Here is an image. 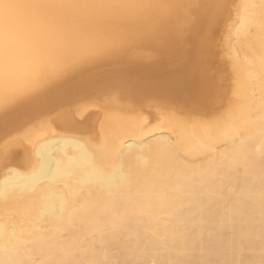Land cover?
Listing matches in <instances>:
<instances>
[{
    "label": "bare ground",
    "instance_id": "bare-ground-1",
    "mask_svg": "<svg viewBox=\"0 0 264 264\" xmlns=\"http://www.w3.org/2000/svg\"><path fill=\"white\" fill-rule=\"evenodd\" d=\"M0 264H264V0H0Z\"/></svg>",
    "mask_w": 264,
    "mask_h": 264
},
{
    "label": "rangeland",
    "instance_id": "rangeland-1",
    "mask_svg": "<svg viewBox=\"0 0 264 264\" xmlns=\"http://www.w3.org/2000/svg\"><path fill=\"white\" fill-rule=\"evenodd\" d=\"M232 8H234L233 5H232ZM224 31H225V30L221 31L219 34H217V35H219V36H216V37H215L217 40L220 39V41L218 40L219 42H221V39H223V37H224V36H223V35H224ZM222 33H223V34H222ZM220 35H221V36H220ZM216 39H215V42H216ZM218 41L216 42V44L219 46ZM218 48H220V47H218ZM94 104H95V105H94ZM95 106H96V107H95ZM97 106H98V107H97ZM86 108H87L86 111H89V112H91V111H94V112H95V111H98V110H99V111H102V108H101L100 105H98L97 103L89 104V105L86 106ZM98 108H99V109H98ZM155 110H156V109L154 108V109L151 110V111H155ZM147 116H148V115H147ZM148 117L151 118L150 115H149ZM54 126H55V125H54ZM21 137H22V139H24L23 136H20L19 138H21ZM19 138H17V139L19 140ZM20 140H21V139H20ZM20 140H19V141H20ZM22 141H23V142H22ZM22 141H20L21 143L19 144V145L24 144V145H21V148H19V146H18L19 149H18L17 147H15V148L17 149V150L15 149V150L18 151V153L15 152V157H16V158H15V160H14V158H13L14 163H18L19 160H18L17 156L19 157V155H20L19 153H21V151H22V147H23V146H24V147H27V145L25 144L24 140H22ZM25 145H26V146H25ZM24 147H23V148H24ZM24 150H25V149H24ZM24 150H23V151H24ZM19 151H20V152H19ZM23 151H22V152H23ZM16 153H17V154H16ZM16 160H17V162H15ZM14 163H12V164H14ZM12 166H13V165H12ZM14 167H18V164H14Z\"/></svg>",
    "mask_w": 264,
    "mask_h": 264
}]
</instances>
